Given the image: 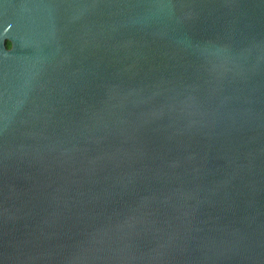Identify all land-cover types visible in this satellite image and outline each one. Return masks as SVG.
Instances as JSON below:
<instances>
[{
    "label": "water",
    "instance_id": "1",
    "mask_svg": "<svg viewBox=\"0 0 264 264\" xmlns=\"http://www.w3.org/2000/svg\"><path fill=\"white\" fill-rule=\"evenodd\" d=\"M0 264H264V0H0Z\"/></svg>",
    "mask_w": 264,
    "mask_h": 264
},
{
    "label": "trees",
    "instance_id": "2",
    "mask_svg": "<svg viewBox=\"0 0 264 264\" xmlns=\"http://www.w3.org/2000/svg\"><path fill=\"white\" fill-rule=\"evenodd\" d=\"M6 45H7V48H10V44L8 42L6 43Z\"/></svg>",
    "mask_w": 264,
    "mask_h": 264
}]
</instances>
